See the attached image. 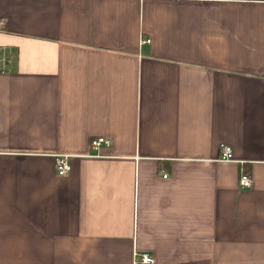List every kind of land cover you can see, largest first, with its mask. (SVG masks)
<instances>
[{"label":"crops","instance_id":"obj_1","mask_svg":"<svg viewBox=\"0 0 264 264\" xmlns=\"http://www.w3.org/2000/svg\"><path fill=\"white\" fill-rule=\"evenodd\" d=\"M0 19V264H264V0H0Z\"/></svg>","mask_w":264,"mask_h":264},{"label":"built area","instance_id":"obj_2","mask_svg":"<svg viewBox=\"0 0 264 264\" xmlns=\"http://www.w3.org/2000/svg\"><path fill=\"white\" fill-rule=\"evenodd\" d=\"M4 27V21L0 19V29ZM149 38L142 39V42H149ZM109 143V138L104 136H99L93 138L90 141V146L93 149L99 148L101 145H106ZM69 155L66 154H58L55 156V165L58 176H65L71 170V165L68 161ZM219 161L222 162H233L235 159L233 158L232 148L228 144L220 145V155L218 157ZM163 178H167L168 175L166 173L162 174ZM238 186L241 189H248L252 187V179L245 172H241L238 178ZM155 260L152 254L149 252H141L136 254L135 264H154Z\"/></svg>","mask_w":264,"mask_h":264}]
</instances>
